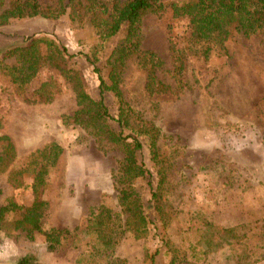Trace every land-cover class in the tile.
Here are the masks:
<instances>
[{
    "label": "rangeland",
    "instance_id": "374dc122",
    "mask_svg": "<svg viewBox=\"0 0 264 264\" xmlns=\"http://www.w3.org/2000/svg\"><path fill=\"white\" fill-rule=\"evenodd\" d=\"M13 1L1 0L0 13ZM36 2L45 12L60 6L59 0ZM163 2L164 10L142 14L133 36L138 51L158 58L154 77L159 90L146 87L138 52L128 54L120 66L113 64L111 53L126 43L127 27L102 41L94 26L95 17L102 15L96 1L80 0L74 14L69 5L56 18L37 14L0 24L2 53L27 37L42 39L38 69L27 84L17 86L0 73V149L7 144L14 148L0 161V206L13 201L29 207L37 197L42 229L66 228L76 235L74 245L67 237L50 251L42 234L28 239L22 230L10 228L0 240V264H18V257L28 252L40 264H74L79 254L104 241L98 236L99 207L123 223L119 196L128 186L139 199L147 230L140 235L133 229L118 232L113 250L93 256L97 263L264 260V27L248 35L232 30L224 43H207L211 49L203 54L206 42L192 36L188 18L172 14L171 0ZM48 40L66 49L60 64L67 75L77 76L91 99L99 97L98 75L110 85L114 69L118 71L126 105L111 89L104 90L105 104L111 116L122 110L127 114L124 135L140 140L149 173L117 182L124 151L112 134L120 128L110 120L89 118L92 111L76 97L78 84L48 61ZM89 119L94 123L88 124ZM154 138L153 155L149 143ZM52 143L59 149L49 163L48 150L44 156L41 151ZM44 165L42 184L35 190V172ZM149 179L154 188L162 180L158 192L166 223L155 209Z\"/></svg>",
    "mask_w": 264,
    "mask_h": 264
},
{
    "label": "trees",
    "instance_id": "16d2710c",
    "mask_svg": "<svg viewBox=\"0 0 264 264\" xmlns=\"http://www.w3.org/2000/svg\"><path fill=\"white\" fill-rule=\"evenodd\" d=\"M100 4L101 16L95 17L94 26L98 28L101 40L115 34L122 26L127 27L128 36L126 43L118 44L111 53L113 64L120 66L123 59L131 53L138 52L140 60L146 69V87L159 90L160 82L155 81L154 67L159 63L158 58L153 52L138 51V40H133V36L138 31V26L142 14L145 12H159L164 10L165 0H92ZM60 6L56 10L49 9L48 12L43 11L36 0H14L9 7L0 13V24L4 23L10 17L34 16L40 14L42 16L58 17L65 12L67 6H71L72 14L76 11V6L80 4V0H59ZM1 3V0H0ZM170 8L174 16L187 17L192 28V36L199 40L205 41L203 54L211 49L207 43L211 41L214 44H222L231 34L232 30L241 32L245 35L255 33L264 27V0H171ZM105 13L106 15H104ZM132 38V39H131ZM42 40L37 37H27L23 44L17 45L12 49H7L3 53L0 52V73L7 75L17 86L23 87L35 75L38 69L40 54L38 52V42ZM47 59L52 65L60 68L62 72L76 82V97L79 104H84V109L92 111L89 118L106 122L108 120L117 123L120 128L118 132L112 134V141L119 143L124 151L123 160L118 168V183L126 184L135 178L142 176L146 171L142 161L143 153L142 144L138 137L130 134L124 135V128L128 125L127 114L120 111L117 116H111L109 107L105 104L104 90L111 89L114 91L118 102L122 106L126 102L122 98L121 91L118 88V71L114 69L110 85H104V79L99 74V97L91 99L84 92L79 84V79L75 74L67 75L68 70L60 64L63 60L65 48H60L54 41H47ZM14 58L8 62L6 59ZM93 64V63H92ZM116 66V67H117ZM95 72H99L96 66H93ZM126 111H128L126 109ZM87 120L88 124H93L94 120ZM97 129V126L94 125ZM149 147L153 155L156 152L155 138L149 143ZM59 147L56 144L45 146L41 155H45L48 150L49 163L54 162L58 154ZM13 145L7 144L5 149H0V161L13 153ZM51 151V152H50ZM138 154L140 157H138ZM139 159V160H138ZM10 160H8L9 162ZM4 169V168H3ZM46 171V165L39 168L35 172L33 185L35 190L37 186L42 184V175ZM149 179L148 184L151 185L152 199L155 200V209L159 213V218L165 222L166 214L163 211L162 200L158 190L161 188L162 180L158 182L154 188ZM156 189V190H155ZM119 201L125 211L123 223L120 220H113L110 211L107 208L99 207L98 214V236H104L102 245H95L88 254H79L74 264H101L97 263L93 256L101 254L105 250H113L116 244L115 235L118 232H124L133 229L136 234L144 233L147 230V220L141 211V206L137 195L131 187H123L120 190ZM41 201L35 197L34 202L29 207H23L13 201H9L5 205L0 206V240L11 230H22L24 236L32 239L35 232L44 236L47 248L50 251L57 250L61 246L62 241L67 237H71L70 244L74 245L76 235L75 230L66 228L42 229L39 221ZM11 220L8 221V216ZM166 223V222H165ZM164 223V224H165ZM135 226V227H133ZM225 232H231L232 228H224ZM104 233V234H103ZM140 235V234H139ZM69 243V242H68ZM87 255V257H85ZM180 262V261H178ZM18 264H40L32 253L20 255L17 259ZM170 264H178L177 259L170 261Z\"/></svg>",
    "mask_w": 264,
    "mask_h": 264
},
{
    "label": "crops",
    "instance_id": "0c3cea01",
    "mask_svg": "<svg viewBox=\"0 0 264 264\" xmlns=\"http://www.w3.org/2000/svg\"><path fill=\"white\" fill-rule=\"evenodd\" d=\"M257 264H264V260L263 261H260L259 263H257Z\"/></svg>",
    "mask_w": 264,
    "mask_h": 264
}]
</instances>
